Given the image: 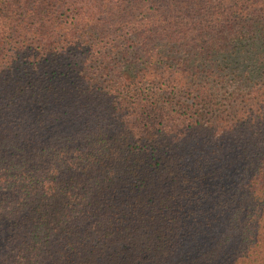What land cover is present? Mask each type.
I'll return each mask as SVG.
<instances>
[{
  "label": "trees",
  "instance_id": "1",
  "mask_svg": "<svg viewBox=\"0 0 264 264\" xmlns=\"http://www.w3.org/2000/svg\"><path fill=\"white\" fill-rule=\"evenodd\" d=\"M0 264H264V0H0Z\"/></svg>",
  "mask_w": 264,
  "mask_h": 264
}]
</instances>
